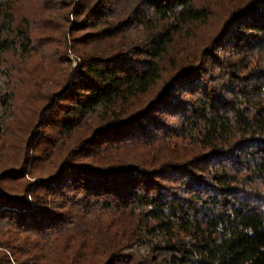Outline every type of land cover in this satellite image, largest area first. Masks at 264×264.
Instances as JSON below:
<instances>
[{"label": "trees", "instance_id": "trees-1", "mask_svg": "<svg viewBox=\"0 0 264 264\" xmlns=\"http://www.w3.org/2000/svg\"><path fill=\"white\" fill-rule=\"evenodd\" d=\"M78 1L0 0V264H264V0Z\"/></svg>", "mask_w": 264, "mask_h": 264}, {"label": "rangeland", "instance_id": "rangeland-1", "mask_svg": "<svg viewBox=\"0 0 264 264\" xmlns=\"http://www.w3.org/2000/svg\"><path fill=\"white\" fill-rule=\"evenodd\" d=\"M79 2L78 0H76ZM225 0H211L210 3L213 6L212 8V18L208 22V24L205 25H199L196 26L195 28V36H191V34H185L180 38L183 47L178 52L185 53L183 49L186 48V54L188 53L189 55H192V52H196L198 48L201 47L205 43L206 37L210 34H214L215 31L219 28V26L222 23V20L226 17L228 13V5H234L236 3H240L241 0H233L229 4L223 3ZM75 17L72 16V19ZM0 95L1 93L4 94L5 92L8 91L7 88V82H8V76H6L5 71L1 70L0 71ZM8 117V109L2 105L0 102V130L2 129V124L5 120V118ZM9 153H12V151H8ZM7 160L9 158L4 157L3 160L0 161L1 165L7 163ZM147 237V236H146ZM133 250L141 255L148 254L150 249L147 245L141 244L139 241H136L134 243Z\"/></svg>", "mask_w": 264, "mask_h": 264}]
</instances>
